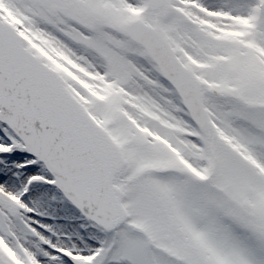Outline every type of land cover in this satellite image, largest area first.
Segmentation results:
<instances>
[{"label": "snow or ice", "instance_id": "1", "mask_svg": "<svg viewBox=\"0 0 264 264\" xmlns=\"http://www.w3.org/2000/svg\"><path fill=\"white\" fill-rule=\"evenodd\" d=\"M0 264H264V0H0Z\"/></svg>", "mask_w": 264, "mask_h": 264}]
</instances>
